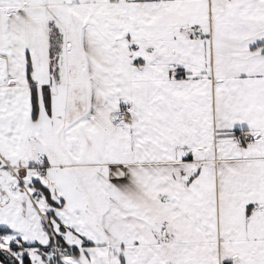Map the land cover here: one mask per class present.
Returning <instances> with one entry per match:
<instances>
[{"label": "snow or ice", "instance_id": "1", "mask_svg": "<svg viewBox=\"0 0 264 264\" xmlns=\"http://www.w3.org/2000/svg\"><path fill=\"white\" fill-rule=\"evenodd\" d=\"M0 264H264V0H0Z\"/></svg>", "mask_w": 264, "mask_h": 264}]
</instances>
